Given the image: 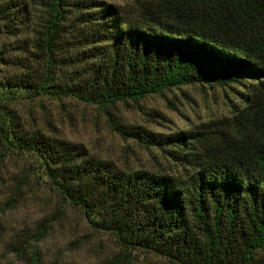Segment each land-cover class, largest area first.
Wrapping results in <instances>:
<instances>
[{
  "label": "trees",
  "instance_id": "16d2710c",
  "mask_svg": "<svg viewBox=\"0 0 264 264\" xmlns=\"http://www.w3.org/2000/svg\"><path fill=\"white\" fill-rule=\"evenodd\" d=\"M38 1L46 11L36 45L45 78H20L10 87L71 97L105 112L180 86L249 83L242 106L214 122L220 128L211 135L203 132L198 147L195 133L153 136L111 123L146 148L177 147L183 180L123 173L80 146L8 132L4 124L0 165L12 151L37 158L50 187L79 207L92 229L114 237L123 249L120 262L130 264L125 253L131 251L171 264H264V0H154L138 23L113 6L82 0L74 5L79 49L73 54V44L63 40L66 0ZM26 9L24 0H0V19ZM57 45L66 57L56 59ZM54 65L83 68L60 82ZM47 229L43 221L32 234L13 236L8 251L37 264L34 244Z\"/></svg>",
  "mask_w": 264,
  "mask_h": 264
},
{
  "label": "rangeland",
  "instance_id": "374dc122",
  "mask_svg": "<svg viewBox=\"0 0 264 264\" xmlns=\"http://www.w3.org/2000/svg\"><path fill=\"white\" fill-rule=\"evenodd\" d=\"M79 1L82 0H66L64 7L63 40L73 44L71 54L79 49L74 45L79 30L74 21L77 11L74 5ZM87 1L99 7L113 6L123 17L138 23L142 8L154 0ZM24 2L28 14H10L8 20L12 23L0 19V127L4 124L8 132L25 135L38 132L80 146L89 157L109 162L123 173L145 171L183 180L186 171L175 158L177 147L146 148L133 137L120 136L111 123L126 129L140 128L153 136L195 133L193 144L198 147L202 145L203 136L220 128L214 122L230 118L242 106L241 96L246 93L249 81L223 87L180 86L138 101L117 102L105 112L71 97L36 95L27 88L10 87L8 84L20 78H45L40 62L42 53L36 45L40 44L46 11L40 6L41 1ZM63 48L64 45H57L56 59L66 57ZM80 68L83 66L54 65L51 70L56 80L67 82ZM86 220L79 207L69 205L50 187L37 158L12 151L3 159L0 165V264H28L26 258L8 251V244L15 235L32 234L43 221L48 229L44 238L34 244L37 264H126L118 261L123 249L114 237L92 229ZM127 253L130 264H171L142 252Z\"/></svg>",
  "mask_w": 264,
  "mask_h": 264
}]
</instances>
